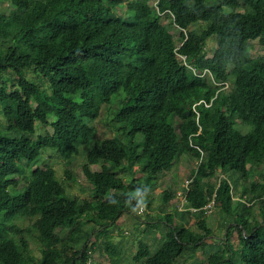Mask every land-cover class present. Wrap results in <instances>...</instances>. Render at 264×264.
Returning <instances> with one entry per match:
<instances>
[{
    "label": "trees",
    "instance_id": "16d2710c",
    "mask_svg": "<svg viewBox=\"0 0 264 264\" xmlns=\"http://www.w3.org/2000/svg\"><path fill=\"white\" fill-rule=\"evenodd\" d=\"M9 1L10 13L0 11V264L87 263L86 244L73 250L90 235L82 234V220L106 232L123 215H135L143 197L149 207L157 177L181 156L196 160L182 213L196 210L203 235L174 227L164 215L159 249L151 254L139 242L133 262L175 264L198 250L211 235L204 207L213 198L231 222L225 258L211 254L204 264H264V178L250 182L237 200L232 191L264 163V54H250L251 42L264 46V0H136L141 11L128 0ZM209 39L215 47L207 56ZM114 104L116 135L94 145L81 166L91 200L65 196L55 171L39 166L42 152L55 151L70 165L95 134L89 124ZM236 121L250 130L237 131ZM37 126L51 131L36 135ZM134 167L143 181L124 182L120 173ZM228 172L238 177L205 182ZM65 175L70 180L69 170ZM172 195L163 192L162 203ZM255 202L261 222L249 220ZM15 218L32 225L21 229L10 224ZM233 226L237 249L229 243ZM31 230L41 247L38 260L23 235ZM105 252L109 259L117 254L108 243Z\"/></svg>",
    "mask_w": 264,
    "mask_h": 264
},
{
    "label": "rangeland",
    "instance_id": "374dc122",
    "mask_svg": "<svg viewBox=\"0 0 264 264\" xmlns=\"http://www.w3.org/2000/svg\"><path fill=\"white\" fill-rule=\"evenodd\" d=\"M222 0H209L207 5H213L214 3H220ZM127 6L130 4L133 5L135 10L141 11L140 3L136 0H128ZM12 9L11 3L9 0H0V11L9 14ZM244 9L242 8L241 11ZM119 13L125 12L124 7L118 8ZM162 22H164L162 20ZM172 35L174 38H177L179 35V30L172 28ZM251 49L250 54L252 56H261L264 54V46L260 45L258 41H253L250 43ZM215 47L214 39H209L207 41L205 52L207 56H210ZM26 76L28 79L34 80L35 82H40L39 78H35V75L31 72H27ZM7 83V82H6ZM41 90L49 94V91L46 90L44 85L41 86ZM116 105H107L101 108V112L97 119L94 122H91L89 126L94 127L95 134L92 139L87 140L85 143L81 144L79 148V154L72 159L70 165H67L66 161L62 159L59 154L52 150H46L42 152L40 156L39 166L41 167H50L55 171V176L57 180L62 184L65 189V196L78 199V200H91V186L84 179L81 166L85 162V157L94 145L99 144L103 140L110 139L116 135L115 124L112 123V117ZM5 125L4 120L0 113V128H3ZM235 129L242 133H247L250 130V127L244 123L236 121ZM49 127H38L36 135H44L45 132H50ZM142 140L141 135L136 136V143H140ZM183 158L182 161H180ZM178 158L174 163L168 173L171 172L172 175L166 173L160 174L156 180V187L151 192V198L149 199V207L146 205L143 207V213H139L140 208L137 207L136 214H125L122 216L121 220L118 221V225H113L108 228L106 232H98V227L94 226L92 223L86 222V218L82 220V234H90L88 239L81 240L80 243L74 247V251L80 250L85 244L87 252H90L87 258V263L85 264H138L133 262V256L137 252V246L139 242H144L146 245H149L151 254H154L157 249H159L164 233L167 230L166 220L164 215L169 214L170 220L174 223V216L176 212L179 211V200L173 201L172 204L164 205L162 203V193L168 191H173L179 187V191H183L181 184L179 182L180 173L182 179L190 178V173L196 167L195 159H188L186 156ZM93 170H99L98 166H92ZM65 170L71 172V178L68 180L65 175ZM255 176L251 177L249 180H241L238 182V187L233 191L234 199L237 200V197L244 188H249V184L252 181L261 183L264 178V163L260 165L254 172ZM175 175V176H174ZM262 176L259 177V176ZM120 176L124 182H127L131 176L133 178L143 181L144 173L140 171V167H134L132 173L128 170L120 173ZM168 176H172L171 179H168ZM186 177V178H185ZM238 177L237 174L228 172L227 174H216L212 179H207L205 182L208 185L216 186L219 179L234 180ZM258 177V178H257ZM17 178V177H16ZM21 178V177H20ZM19 179V178H17ZM262 179V180H261ZM172 180V181H169ZM22 179H19L21 183ZM185 181V180H184ZM21 185H23L21 183ZM260 191L257 190L256 194H259ZM177 198V193L175 195ZM249 195L246 196L243 200H248ZM144 200V197L141 199ZM140 200V201H141ZM210 213H206L205 220L207 227L211 230V235L205 238L202 242V246L196 251L185 252L182 257H179L175 264H204L206 258L211 254H219L221 257L225 258V233L228 224L231 222L230 218H227L224 214H221L219 207L214 206ZM185 212V211H184ZM258 205L255 202L250 210L249 220L252 222H261ZM192 223L189 225V222ZM81 222V221H80ZM186 226L189 227L194 232L203 234V232L197 227L196 219L188 218L185 221ZM10 224H14L21 229L30 228L32 222L29 220H24L20 218L13 219ZM234 227V228H233ZM230 228L229 233V243L233 246V249H237V236L239 229L238 227L233 226ZM71 230H64V235L68 237ZM159 233L160 238L157 237L156 232ZM60 232L59 230L57 231ZM61 233V235L63 234ZM26 237L29 250V256L35 258L36 260L40 259V245L36 238V233L31 230L29 234L23 233ZM111 244L116 256L113 258H108L107 253L105 252V244ZM13 250L18 254H23V250L17 248L14 244ZM69 254L72 252H68ZM89 261V262H88Z\"/></svg>",
    "mask_w": 264,
    "mask_h": 264
},
{
    "label": "crops",
    "instance_id": "0c3cea01",
    "mask_svg": "<svg viewBox=\"0 0 264 264\" xmlns=\"http://www.w3.org/2000/svg\"><path fill=\"white\" fill-rule=\"evenodd\" d=\"M179 158H182V156L181 157H179ZM183 160V158L180 160V161H182ZM171 170H173V169H171ZM169 172V171H168ZM167 172V173H168ZM168 174H170V175H172L171 174V172L170 173H168ZM179 175V182H180V184H181V187H183V184H184V180H186V179H182V175L180 174V173H178ZM181 175V176H180ZM175 176V175H174ZM172 178V176L170 177V176H168V179H171ZM186 178V177H185ZM237 178V177H236ZM173 179V178H172ZM169 181H172V180H169ZM238 187V186H237ZM179 187H177V189H173V191H171L170 190V192L173 194L172 195V199L169 201V203L168 204H172V202L173 201H175V199H176V201L178 200V198H176V196H174L175 195V192L176 193H178L179 192ZM247 201V200H246ZM185 211V210H184ZM174 213H176V215L174 216V223H172V225L174 226V227H176V228H188L189 230H191L189 227H187L186 226V224L187 223H185V221H187L188 220V218H193V220L195 221V219H196V217L193 215V214H195L194 212H191V214H187V213H182V212H176V211H174ZM166 215H170V213L169 214H166ZM122 218V217H121ZM121 218L119 219V220H121ZM118 220V221H119ZM118 221H116V223H115V225H118ZM197 221V220H196ZM192 223V221L191 222H189V225ZM166 227H167V224H166ZM192 232H194L193 230H191ZM156 232V231H155ZM194 233H197V232H194ZM156 235H157V237L158 238H160V235H159V233L158 232H156ZM203 235V234H202ZM149 246V245H148ZM197 251V250H196ZM195 251V252H196ZM90 254V252H88V255ZM117 255V254H116ZM89 262V261H88Z\"/></svg>",
    "mask_w": 264,
    "mask_h": 264
},
{
    "label": "built area",
    "instance_id": "2783aa9c",
    "mask_svg": "<svg viewBox=\"0 0 264 264\" xmlns=\"http://www.w3.org/2000/svg\"><path fill=\"white\" fill-rule=\"evenodd\" d=\"M180 60H182V62H183V64L187 67V69L188 70H190L192 73H194V74H197L196 73V71L191 67V66H188L186 63H185V58L184 57H181V56H179L178 57ZM206 72H204L202 75H200V77H202V76H204V74H205ZM197 116H198V114H197ZM191 145V144H190ZM192 146V145H191ZM193 148H195V149H197V151L201 154V156H202V152H201V150L198 148V147H195V146H192ZM224 179V178H223ZM190 182H191V179L189 178V180L187 179V180H185L184 181V184H183V187H182V189H183V191H179L178 193H177V198H178V200H179V211H184L185 209H184V204H185V198H186V194H187V192H188V188H189V185H190ZM219 182V181H218ZM215 206V203H214V199L212 198L211 200H210V202L204 207V211H205V213H210L211 211V209L213 208ZM191 211L192 212H195L196 210H193V209H191ZM139 213H143V210L141 211V210H139Z\"/></svg>",
    "mask_w": 264,
    "mask_h": 264
},
{
    "label": "clouds",
    "instance_id": "9594fccd",
    "mask_svg": "<svg viewBox=\"0 0 264 264\" xmlns=\"http://www.w3.org/2000/svg\"><path fill=\"white\" fill-rule=\"evenodd\" d=\"M144 206H145V201L141 200V201L139 202V204H138L137 207H139L140 210L142 211ZM132 211H133V212H136V211H137V208H132Z\"/></svg>",
    "mask_w": 264,
    "mask_h": 264
}]
</instances>
